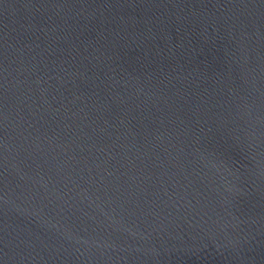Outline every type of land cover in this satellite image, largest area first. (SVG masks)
<instances>
[{"label": "water", "instance_id": "water-1", "mask_svg": "<svg viewBox=\"0 0 264 264\" xmlns=\"http://www.w3.org/2000/svg\"><path fill=\"white\" fill-rule=\"evenodd\" d=\"M0 264H264V0H0Z\"/></svg>", "mask_w": 264, "mask_h": 264}]
</instances>
